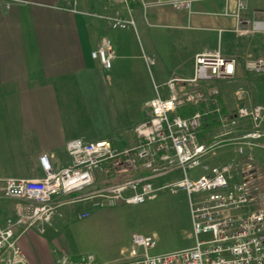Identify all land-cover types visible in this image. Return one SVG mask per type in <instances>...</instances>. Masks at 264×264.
<instances>
[{
    "label": "built area",
    "instance_id": "2783aa9c",
    "mask_svg": "<svg viewBox=\"0 0 264 264\" xmlns=\"http://www.w3.org/2000/svg\"><path fill=\"white\" fill-rule=\"evenodd\" d=\"M73 1V12L77 0ZM128 4L129 0H109ZM196 0H172L176 9L192 12ZM220 15L235 20L233 32L239 36L264 33V9L245 14L246 0H223ZM236 1L234 10L229 3ZM87 14V13H85ZM92 15V14H89ZM106 19L114 30L135 26L131 17L95 15ZM105 69H110L114 51L103 40L91 52ZM237 60L219 51L196 54L191 77L173 76L166 81L167 98L157 95L147 103L149 116L138 123L135 145L119 148L110 140L67 144L70 163L55 170L47 155L40 156L44 173L41 179L0 178V205L13 202L12 210L0 217V264H31L19 246V238L39 223L51 222L63 203L54 199L83 192L95 185L97 174L104 185L71 197L66 203L89 202L97 207H112L121 202L140 204L153 199L159 190L189 196L190 216L195 244L189 248L150 254L155 239L133 234L129 258L122 262H99L89 254L75 260L67 255L55 264H264V191L255 201L253 152L264 151V104L244 103V91L238 89L235 110L225 113L219 102L218 82L234 78ZM248 72L264 76V58L247 59ZM197 107L188 114L180 111ZM216 126L209 142L199 137L204 126ZM233 148L235 155L224 166L203 165L218 148ZM202 168L203 173H189ZM179 173V177H174ZM172 177L167 182L161 179ZM239 178V180H235ZM193 194L202 195L193 200ZM263 197V199H262ZM262 199V201H261ZM88 213H81V217ZM20 230V233H16ZM42 231L43 229L40 228Z\"/></svg>",
    "mask_w": 264,
    "mask_h": 264
},
{
    "label": "crops",
    "instance_id": "0c3cea01",
    "mask_svg": "<svg viewBox=\"0 0 264 264\" xmlns=\"http://www.w3.org/2000/svg\"><path fill=\"white\" fill-rule=\"evenodd\" d=\"M171 1L129 0L123 4L77 0L80 12H73V1L0 0V178L41 179L44 176L41 155H47L53 168L61 170L70 163L69 141L108 140L104 136V122L115 114L112 106L123 91L139 97V113L140 110L144 113L129 120L126 126L122 123L124 145L111 142L119 148L135 145L134 128L148 117L147 103L157 95L169 96L165 83L171 77H191L196 54L219 51L226 57H240L244 51L258 48L255 34L237 35L232 30L235 20L218 14L225 10L223 0H196L192 12L174 8ZM246 2V15L264 9L257 5L258 1ZM235 7L236 1H231L229 9ZM95 15L131 17L135 26L114 30L106 19ZM140 34H147L144 36L147 46L141 45ZM103 40L109 41L114 51L110 69L91 56ZM143 49L152 56L158 81L151 91H146L142 77ZM142 57L145 61L151 59L144 54ZM244 61L241 57L237 60L233 79L216 84L225 113L235 110L238 90L229 91L227 83L250 75L264 80V76L246 71ZM249 85L257 87L254 80ZM239 89L244 91L245 104H264V97L254 102L247 89ZM195 108L182 110L180 114H188ZM113 127L117 128L115 123ZM215 130L213 124L204 126L200 139L211 141ZM253 153L263 168L264 151L256 149ZM234 155L233 148L225 150L218 165L213 166L226 165ZM211 161L214 162L213 157L207 156L203 165L210 167ZM71 196L57 197L54 202L71 204L66 203ZM3 203L1 218L13 206Z\"/></svg>",
    "mask_w": 264,
    "mask_h": 264
},
{
    "label": "rangeland",
    "instance_id": "374dc122",
    "mask_svg": "<svg viewBox=\"0 0 264 264\" xmlns=\"http://www.w3.org/2000/svg\"><path fill=\"white\" fill-rule=\"evenodd\" d=\"M254 1H258L257 5L264 8V0ZM255 35L258 40V48L253 52L244 51V54L240 56L241 60L264 58V33ZM144 36L146 37L147 34L139 35V40L143 46L146 45ZM140 54L144 63V67L142 66L144 68L142 74L144 86L146 91H151L154 84H158L154 74L152 56L145 49L141 50ZM143 54L151 59L145 61L142 57ZM247 54L251 56H246ZM238 56L233 55L232 57L239 61L240 57ZM153 60L156 58L153 57ZM250 80L256 82V88L249 85ZM227 84L229 91L235 88L247 89L254 102L260 101V98L264 97V80L256 75L243 77ZM119 97L112 106L113 111H116L115 114L104 122V136L110 141L115 140V144L118 146H122L124 145V141L121 139L122 123L126 126L129 120L136 119L144 112L140 110L139 113L138 96L133 97L123 91ZM255 98L258 99L254 100ZM114 123L117 128L113 127ZM227 149L226 147L218 148L215 156L210 155L214 162L208 163L209 166L218 165V159ZM258 160H255L253 155V167L257 169L253 174L258 173V176L254 175L251 188L257 203L260 202L259 196L264 190V167L260 168ZM199 169L201 171V168ZM199 169L194 171L195 177L204 172L203 170L200 172ZM194 172L189 173V175L193 177ZM97 178L98 181L93 186L94 188L104 185V175ZM171 178L170 176L166 177L162 182H167ZM91 188L72 194L71 197L88 192ZM261 195L264 196V194ZM201 196L200 194H193L192 199L198 200ZM6 203L9 206L13 204V202L8 201L4 202L3 205H7ZM81 213H88V216L81 217ZM40 228L43 230L41 231ZM16 233H20V230H17ZM133 234L149 235L155 239L154 247L149 250L150 254H160L193 246L195 236L188 194L181 189L176 193L162 189L156 193L153 199L140 204L121 202L112 207H97L86 201L65 204L57 209V213L51 222L39 223L31 227L19 238L18 243L31 264H55L62 255L78 260L89 254L94 255L99 262L115 263L129 258Z\"/></svg>",
    "mask_w": 264,
    "mask_h": 264
}]
</instances>
